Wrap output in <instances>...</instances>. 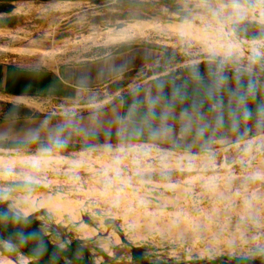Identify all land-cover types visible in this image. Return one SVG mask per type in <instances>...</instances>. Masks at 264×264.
<instances>
[{
  "label": "rangeland",
  "instance_id": "rangeland-1",
  "mask_svg": "<svg viewBox=\"0 0 264 264\" xmlns=\"http://www.w3.org/2000/svg\"><path fill=\"white\" fill-rule=\"evenodd\" d=\"M176 11L218 37L200 44L168 31L141 33L139 22L121 31L103 30L129 21L161 27L179 17ZM258 35L264 36V0H23L15 14L0 18V61L25 55L26 64L60 65L137 45L161 47L175 56L152 65L150 73L164 64L218 59L241 74L261 76V66L248 55L264 59V37L252 38ZM236 37L246 41L242 50L229 56L214 53ZM132 55L137 68L127 81L137 84L145 78L139 68L148 56L132 51L111 65L120 74L131 66ZM61 152H0L2 160L11 161L10 169L0 166V199L23 209L40 205L33 199L41 195L75 204L100 236L118 237L105 223H119L153 264L264 257V137L200 156L132 144L89 149L75 157L65 153L62 158ZM39 221L63 225L75 239L83 237L82 227L67 212L47 213ZM3 246L20 264L32 262L19 249ZM0 264L15 263L0 254Z\"/></svg>",
  "mask_w": 264,
  "mask_h": 264
},
{
  "label": "crops",
  "instance_id": "crops-1",
  "mask_svg": "<svg viewBox=\"0 0 264 264\" xmlns=\"http://www.w3.org/2000/svg\"><path fill=\"white\" fill-rule=\"evenodd\" d=\"M260 17L254 16L256 19ZM138 25H141L140 29H132L137 28L141 33L168 31L200 44L218 37L216 32L203 31L199 29L200 26L196 25V28L189 22L166 23L160 27L142 21ZM228 37L231 38L230 34ZM244 43L246 41L235 39V43L230 41L222 49L214 50V53L229 56L242 50ZM118 50L104 52L94 60L60 65L26 64L23 62L25 55L19 57V61H0V142L21 146L18 149H0V152L50 149L58 153L63 150L75 157L89 149L132 144L189 155L219 151L264 137L262 75H253L257 80L258 92L255 100L239 104L234 102L230 88L235 81L220 78L218 111L214 115L189 114L166 106L153 91L151 82L177 74L185 85L183 71L202 63L219 61L186 65L181 64V60L178 66L164 64L159 67L163 72L156 75L155 71L150 73V67L166 59V54H172L168 50L137 45L123 53ZM129 50L148 56L142 59L141 64L136 63L141 65L139 69L142 73L146 72L145 78L137 84L127 81L129 73H134L137 68L133 65L134 55L131 66H125L120 74L113 72L116 71V64L111 65L113 60L120 63L128 58ZM136 62H139V58H136ZM118 84L123 85L117 88ZM91 135L113 138L116 142L92 146L89 140ZM86 146L91 147L83 150ZM10 162L0 158V166L4 164L10 169ZM12 163L13 169H18L17 162Z\"/></svg>",
  "mask_w": 264,
  "mask_h": 264
},
{
  "label": "water",
  "instance_id": "water-1",
  "mask_svg": "<svg viewBox=\"0 0 264 264\" xmlns=\"http://www.w3.org/2000/svg\"><path fill=\"white\" fill-rule=\"evenodd\" d=\"M23 0H0V18L9 17L17 12V4ZM48 1V0H46ZM61 2H78L81 0H58ZM187 17V16H185ZM181 14L177 19L166 22L177 24L187 22ZM142 21H129L116 26H106L104 31H121L127 27ZM164 23V24H166ZM197 25L201 26L199 23ZM237 40L243 41L236 37ZM248 55L261 66L260 74L264 76V59L248 53ZM215 61H219L216 59ZM217 151V150H216ZM177 153V151H171ZM214 151L202 153H189L191 156L210 155ZM66 154H62L64 157ZM65 158V157H64ZM167 197L171 194L165 193ZM45 211H38L29 217H25L10 202L0 199V254L9 261L20 264L17 255L3 245L19 249L23 254L32 258L29 264H98L101 259L103 264H114L115 259L109 258L101 249L92 242L75 239L69 234V228L55 223L40 222L39 218L46 217ZM83 222L94 228L93 221L83 217ZM108 231L115 230L121 241V247L117 248L116 258L122 255L130 257L128 264H153L146 259V250L135 246L130 242L117 222H106ZM188 264H264V257L257 259L231 258L219 259L207 262H190Z\"/></svg>",
  "mask_w": 264,
  "mask_h": 264
},
{
  "label": "trees",
  "instance_id": "trees-1",
  "mask_svg": "<svg viewBox=\"0 0 264 264\" xmlns=\"http://www.w3.org/2000/svg\"><path fill=\"white\" fill-rule=\"evenodd\" d=\"M244 39H250L249 35H240ZM263 38L264 36H253L252 38ZM129 47L121 46L118 51L122 52ZM159 53L161 50H156ZM167 57L175 58L172 54ZM163 72V69H156L155 74ZM185 75V85L172 74L165 79L151 82L153 91L160 96L162 102L173 109L189 114L214 115L219 109L218 80L220 78L232 79L235 82L231 85L230 96L236 103H248L258 96L257 80L251 75L241 74L231 70L227 66H221L217 62L202 63L188 68L182 73ZM264 77V76H263ZM123 84H118L121 88ZM92 146L115 143V139L105 136L91 135ZM20 145H8L0 142V149H18ZM91 146H86L87 150ZM65 154V152H61Z\"/></svg>",
  "mask_w": 264,
  "mask_h": 264
},
{
  "label": "bare ground",
  "instance_id": "bare-ground-1",
  "mask_svg": "<svg viewBox=\"0 0 264 264\" xmlns=\"http://www.w3.org/2000/svg\"><path fill=\"white\" fill-rule=\"evenodd\" d=\"M58 199L51 200L50 202L40 204L32 209H23V208H18L16 206L15 208H17L25 217H29L33 215L34 213H37L38 211H45L46 213L53 214V215L59 212H67L71 214L72 218L76 221V223L80 227H82L83 237L79 238L80 240L92 242L96 247L101 249L109 258L115 259L114 264L130 263L131 261L130 257L127 255H122L121 257L116 258L117 255L115 254V251L117 248L121 247V243L118 237H116L113 234H108V236L107 235L100 236L96 229L86 225L83 222L84 216L80 212L79 207H77L75 204L63 203V201H60ZM87 230L89 231L91 237L88 236ZM98 264H103L101 259L98 260Z\"/></svg>",
  "mask_w": 264,
  "mask_h": 264
},
{
  "label": "flooded vegetation",
  "instance_id": "flooded-vegetation-1",
  "mask_svg": "<svg viewBox=\"0 0 264 264\" xmlns=\"http://www.w3.org/2000/svg\"><path fill=\"white\" fill-rule=\"evenodd\" d=\"M176 13L180 14V12H177ZM51 200H55V198H52V197H49V196H44V195H41V196H37L33 199V202L34 203H37V204H43V203H46V202H50Z\"/></svg>",
  "mask_w": 264,
  "mask_h": 264
}]
</instances>
